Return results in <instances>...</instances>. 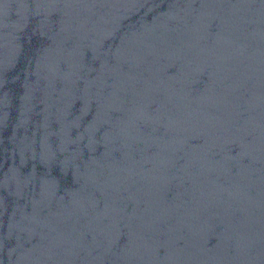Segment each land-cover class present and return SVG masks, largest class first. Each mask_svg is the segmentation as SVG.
<instances>
[{
	"label": "water",
	"instance_id": "1",
	"mask_svg": "<svg viewBox=\"0 0 264 264\" xmlns=\"http://www.w3.org/2000/svg\"><path fill=\"white\" fill-rule=\"evenodd\" d=\"M0 264H264V0H0Z\"/></svg>",
	"mask_w": 264,
	"mask_h": 264
}]
</instances>
